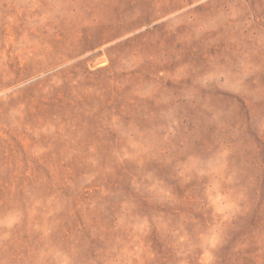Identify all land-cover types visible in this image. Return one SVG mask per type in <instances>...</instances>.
I'll return each instance as SVG.
<instances>
[{
	"label": "rangeland",
	"instance_id": "374dc122",
	"mask_svg": "<svg viewBox=\"0 0 264 264\" xmlns=\"http://www.w3.org/2000/svg\"><path fill=\"white\" fill-rule=\"evenodd\" d=\"M0 264H264V0H0Z\"/></svg>",
	"mask_w": 264,
	"mask_h": 264
}]
</instances>
